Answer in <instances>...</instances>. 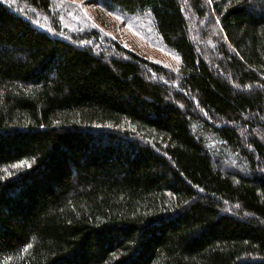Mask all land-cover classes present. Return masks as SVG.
<instances>
[{
	"label": "trees",
	"instance_id": "trees-1",
	"mask_svg": "<svg viewBox=\"0 0 264 264\" xmlns=\"http://www.w3.org/2000/svg\"><path fill=\"white\" fill-rule=\"evenodd\" d=\"M98 4L178 66L0 0V264H264V0Z\"/></svg>",
	"mask_w": 264,
	"mask_h": 264
},
{
	"label": "rangeland",
	"instance_id": "rangeland-1",
	"mask_svg": "<svg viewBox=\"0 0 264 264\" xmlns=\"http://www.w3.org/2000/svg\"><path fill=\"white\" fill-rule=\"evenodd\" d=\"M63 1L79 11L73 21L65 18L69 30H75V35L87 31L98 32L105 39L117 41L123 47L141 53L155 63L168 65L169 68L178 66L176 55L166 48L147 18L108 15L98 4L100 0Z\"/></svg>",
	"mask_w": 264,
	"mask_h": 264
},
{
	"label": "snow or ice",
	"instance_id": "snow-or-ice-1",
	"mask_svg": "<svg viewBox=\"0 0 264 264\" xmlns=\"http://www.w3.org/2000/svg\"><path fill=\"white\" fill-rule=\"evenodd\" d=\"M212 2V0H209V3H211ZM85 15H87V13H85ZM117 19H120V17H117ZM217 23H220L219 21H217ZM129 27H131L130 25H129ZM127 46V45H126ZM177 59H179V57H177ZM15 167V166H14ZM29 247H30V245H29Z\"/></svg>",
	"mask_w": 264,
	"mask_h": 264
}]
</instances>
